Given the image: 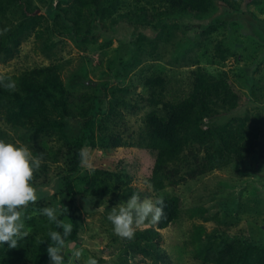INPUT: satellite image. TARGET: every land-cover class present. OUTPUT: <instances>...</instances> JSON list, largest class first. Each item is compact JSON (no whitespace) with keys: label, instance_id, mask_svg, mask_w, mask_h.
<instances>
[{"label":"rangeland","instance_id":"obj_1","mask_svg":"<svg viewBox=\"0 0 264 264\" xmlns=\"http://www.w3.org/2000/svg\"><path fill=\"white\" fill-rule=\"evenodd\" d=\"M98 1L102 3L0 0V74L10 77L18 92L16 96L0 85V139L23 143L34 156L36 151L43 153L50 178L38 189V201L25 210L24 223L31 234L19 240L16 248L0 245V264H36V253L49 244V230L56 231V225L40 213L42 208L57 207L62 213L58 219L71 223L63 215L67 203L60 193L62 170L67 146L82 131L76 119L62 112L63 107L85 110L94 101L100 109L93 124V144L87 147L95 170L89 173L82 166L80 172L72 173L82 240L67 244L69 249H83L80 264L88 257L96 258L98 264H220L208 254V248L218 241L225 239L241 247L264 244V144L262 154L155 190L148 179L154 152L135 143L147 113L152 109L164 113V100L175 104L185 98L192 72L198 68L225 78L242 96L239 107L229 112L219 108L221 113L209 121L223 123L247 111L249 122L256 115L260 118L259 138L264 143V40L247 26L250 12L264 23V0H235L239 12L228 17L227 25L214 29H187L182 23H207L220 5L198 15L172 12L179 22H164L156 31L149 26L135 29L132 24L146 18L139 9L145 0ZM25 4L32 16L23 14ZM146 8L154 15V24L163 6L160 12L151 3ZM121 63L122 75L116 77ZM32 69L41 71V78L56 90L55 98L41 94L40 99L29 100L33 106L20 99L27 89L19 76ZM156 75L164 77L163 86L154 83ZM54 76L67 93L56 87ZM156 90L163 93L154 94ZM22 102L30 109L44 103L46 111L41 116L47 123L40 122L39 112L34 123L11 119V113L19 116ZM189 140L193 149L201 148L195 132ZM133 193L153 200L165 195L180 198L178 217L160 229L158 256H154L153 245L136 235L157 224L146 223L128 240L114 234L107 219L109 210ZM89 195L94 199L87 203ZM47 264H52L50 259Z\"/></svg>","mask_w":264,"mask_h":264},{"label":"trees","instance_id":"obj_2","mask_svg":"<svg viewBox=\"0 0 264 264\" xmlns=\"http://www.w3.org/2000/svg\"><path fill=\"white\" fill-rule=\"evenodd\" d=\"M95 1L98 4L102 3H99L98 0ZM150 3L158 12H160L159 8L163 6V10L156 17L154 24L151 21L154 15L149 13L146 8ZM211 6L219 7L207 23H182V25L187 29L191 27L214 29L217 25H227L228 17L239 12L235 0H145L139 9L144 11L146 18L143 20L135 19L132 24H134L135 29L139 26H149L156 31L162 27L164 22H179L175 16H172V12L181 15H198L207 13ZM21 9L24 15L32 16L26 4ZM58 9H55L57 16H59ZM245 12L247 11H242V13ZM250 14L251 18L248 19L247 26L255 36L264 40V23L255 13L250 12ZM122 65L124 63H121L118 68L116 77L122 75ZM40 72V70L32 69L19 76L20 83L27 89V94L20 99L26 100L25 102L38 100L41 94H44L48 99L56 97V90L49 87L48 83L41 78ZM44 77L48 78L46 74ZM52 79L56 80V87H61L63 91L64 88L57 77L54 76ZM153 80L159 86L164 85L165 79L161 75H156ZM190 83L188 94L182 100L175 104L169 100H164V113H160L156 109L147 113L145 127L135 142L140 147H146L154 152V161L148 179L155 190H161L168 185H177L187 178L197 177L223 164L241 161L251 154L263 153L264 143L259 138L260 131L258 129L261 127L259 126L260 118L258 119L257 115L253 119L254 122H249L248 117L250 116L247 111L243 117L232 115L223 123L209 121L221 113L219 108H224L222 112H229L241 104L240 98L242 96L235 90L231 82L198 68L192 72ZM106 86L107 84L103 85V92ZM63 92L67 93L66 90ZM155 93L161 95L163 90L160 92L156 90ZM14 95H18L15 90ZM29 103L32 105L31 102ZM156 103L157 101L154 100V104ZM21 105L19 116L16 117L15 114L11 113V119L30 124L34 123V119L37 118L36 113L39 112L40 122L42 124L47 123V118L41 116L45 115L46 111L43 108L44 103H38L31 109L24 102ZM99 109L98 101L92 102L85 110L65 109L63 107L62 115L76 119L82 131L79 139L67 146L64 155L65 171L62 170L60 193L62 199L67 203L64 206L63 215L69 217L73 225L71 235L66 238L68 243H79L82 240L80 234L82 222L76 210L78 190L72 173L80 172L82 167L79 156L80 149L93 144V124ZM194 132L201 148L193 149L189 140ZM38 154L36 151V156ZM47 170V164L42 161L40 169L34 174L33 183L37 189L48 184L50 178L47 176ZM109 186H113V183L111 182ZM163 199L165 216L161 218L157 226L136 232L137 239L154 246V256L161 253L159 246L162 237L160 229L174 221L178 217L180 209L179 196L165 195ZM56 231L62 233L63 229L56 227ZM48 242L51 243L50 237ZM49 244L42 246L36 253V264L48 263L47 248ZM250 245L251 243H247L241 247L224 239L215 245H211L208 248V254L218 258L220 264H264V244Z\"/></svg>","mask_w":264,"mask_h":264},{"label":"clouds","instance_id":"obj_3","mask_svg":"<svg viewBox=\"0 0 264 264\" xmlns=\"http://www.w3.org/2000/svg\"><path fill=\"white\" fill-rule=\"evenodd\" d=\"M0 85L12 91L16 87L14 81L4 74H0ZM79 156L81 165L89 173L94 172L92 156L87 146L80 149ZM42 161L43 153L34 156L25 144L0 139V245L6 243L8 247L16 248L19 240L31 234L24 223L25 210L40 198L33 181ZM92 199L94 198L89 195L85 202L88 203ZM164 206L163 196L153 200L148 197L141 198L139 193H133L127 201L119 202L112 207L107 219L113 225L114 234L132 240L137 228L146 223H159L165 216ZM40 213L57 228L63 229L62 233L55 230L48 232L51 243L47 253L52 264H76L77 261L80 264L83 249L76 247L69 249L66 241L72 233V223L58 219V215L62 213L57 207H44ZM85 264H98V260L88 257Z\"/></svg>","mask_w":264,"mask_h":264}]
</instances>
